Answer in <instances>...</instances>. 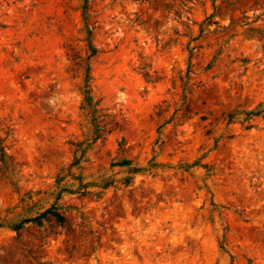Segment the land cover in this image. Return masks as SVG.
Returning a JSON list of instances; mask_svg holds the SVG:
<instances>
[{
	"label": "rangeland",
	"instance_id": "rangeland-1",
	"mask_svg": "<svg viewBox=\"0 0 264 264\" xmlns=\"http://www.w3.org/2000/svg\"><path fill=\"white\" fill-rule=\"evenodd\" d=\"M0 264H264V0H0Z\"/></svg>",
	"mask_w": 264,
	"mask_h": 264
},
{
	"label": "trees",
	"instance_id": "trees-1",
	"mask_svg": "<svg viewBox=\"0 0 264 264\" xmlns=\"http://www.w3.org/2000/svg\"><path fill=\"white\" fill-rule=\"evenodd\" d=\"M94 50V49H92ZM259 110H247L245 111V115L250 116L251 114H258ZM229 116H232L231 114ZM50 212L57 220L62 221L64 219V215L54 208H48L43 213Z\"/></svg>",
	"mask_w": 264,
	"mask_h": 264
}]
</instances>
